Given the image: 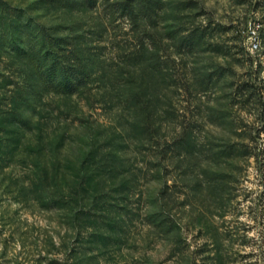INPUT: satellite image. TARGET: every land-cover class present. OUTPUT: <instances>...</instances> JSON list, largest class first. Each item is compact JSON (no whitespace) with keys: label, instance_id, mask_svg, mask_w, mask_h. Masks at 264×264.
I'll list each match as a JSON object with an SVG mask.
<instances>
[{"label":"rangeland","instance_id":"obj_1","mask_svg":"<svg viewBox=\"0 0 264 264\" xmlns=\"http://www.w3.org/2000/svg\"><path fill=\"white\" fill-rule=\"evenodd\" d=\"M125 1L0 0V264H264V0Z\"/></svg>","mask_w":264,"mask_h":264},{"label":"trees","instance_id":"obj_2","mask_svg":"<svg viewBox=\"0 0 264 264\" xmlns=\"http://www.w3.org/2000/svg\"><path fill=\"white\" fill-rule=\"evenodd\" d=\"M121 5L123 11L129 12L133 16L138 15L135 8H138L139 5L136 0H127ZM41 29L38 31L40 42L29 48L32 57L40 64L39 79L43 81L44 86L47 85L52 91L61 95H74L86 85V71L73 49H69V51L66 49L68 54L61 55L57 50H61L62 43L52 38L45 28ZM64 42L66 43V41Z\"/></svg>","mask_w":264,"mask_h":264}]
</instances>
